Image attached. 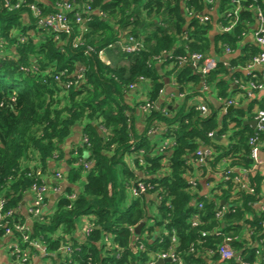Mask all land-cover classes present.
Masks as SVG:
<instances>
[{
  "label": "trees",
  "instance_id": "trees-1",
  "mask_svg": "<svg viewBox=\"0 0 264 264\" xmlns=\"http://www.w3.org/2000/svg\"><path fill=\"white\" fill-rule=\"evenodd\" d=\"M63 1L27 0L37 3L43 16L54 14L57 4ZM215 1L224 7L228 4L226 0ZM69 3L75 5V13L86 5L91 10L89 15H82L86 21L77 48L72 43L80 35L81 26L74 21V12L67 14L71 33L66 35L39 27L25 8L8 11L2 2L0 4V199L4 210L13 212L14 223H26L20 212L25 197L32 196L33 185L46 184L43 181L45 175L54 174L50 162L62 161L70 168L67 172L70 182L78 181L82 173L85 178L83 191L74 200L67 198L73 191L66 188L43 222H31V238L42 236L51 253L59 248L63 237H69L72 246L77 248L72 259L78 264H144L152 253L168 251L174 231L178 241L174 254L183 264H208L204 258L207 253L212 255L214 264L219 259L217 249L227 237L231 238L229 247L233 252L242 258L248 256V261H255V248L247 246L239 235L242 227L248 224L252 229V241L264 237L261 226L264 213L259 214L253 206L260 192L259 179L253 175L248 179L255 194L238 190L235 201L228 200L231 191L237 189L234 172L226 180L222 177V184L212 190L213 195L209 198L198 192L201 189L199 178H207V182L212 183L221 161L228 163L227 169L250 167L248 141L256 136L264 142V133H257L245 125L243 117L253 119L254 107L263 109L264 104L250 101L246 112L235 108L221 124L212 107L211 112L203 114L196 105L185 108L183 104L170 117L154 105L144 114V131L139 133L133 110L124 99L129 86L134 87L143 78L151 83L148 101L155 104L164 86L153 65L162 53L170 54L165 58L166 63L173 65L171 72L179 93L185 95L184 100L199 96L201 78L188 59L194 53L208 55L211 44L204 39L205 27L197 20L192 19L185 28L181 9L184 6L188 11L199 13L205 7V1L69 0ZM243 5L245 8L258 6L264 12V0H247ZM24 15L29 17L28 21ZM239 16L240 22L233 31L217 36L214 42L216 53L223 45L233 51L239 50V55L230 59L231 68L245 67L259 52L256 46L244 44L241 37L242 32L248 30L252 12L243 10ZM124 31L127 37L140 40L142 49L132 55L120 56L128 62L126 67H111L98 57V51L120 41ZM88 48L93 52L86 54ZM178 57L187 62L179 64ZM79 69L83 71L82 81L64 87L65 82L74 83ZM64 70L66 73L61 77ZM228 74L229 69L218 60L216 70L206 77L208 88L216 91L218 99L229 98L234 91L225 78ZM56 76H59L58 80ZM233 77L242 81L250 79L247 75L241 76L239 71ZM159 122L167 127L165 135L174 139L173 147L163 154L157 153L149 141L150 130ZM230 123L234 130L227 145L208 136L209 133L225 134ZM77 126L81 127L82 136L87 140L77 149L78 158H82L83 149L89 154L85 171L81 165L77 169L71 167L76 161L73 151L65 161L62 150ZM205 146L212 149V154L205 165L197 166L195 152ZM132 152L137 155L132 160L133 169L125 161ZM195 174L196 191L187 180ZM138 182L149 188L126 202V191ZM149 194L159 196V214L146 228L148 239L145 240L142 234L138 237L145 243V250L136 251L131 246L134 242L131 228L150 219L146 199ZM196 201L203 202L201 210L195 208L193 202ZM218 201L230 204L234 211L217 219ZM87 214H94L96 228L91 230L85 243L77 244L73 237L75 221ZM195 214L199 224L191 226L190 220ZM215 230H220L222 235H214ZM203 232L208 234L202 237ZM105 234L114 237L110 249L102 242ZM154 234L158 236L153 241ZM0 236H3L2 231Z\"/></svg>",
  "mask_w": 264,
  "mask_h": 264
},
{
  "label": "built area",
  "instance_id": "built-area-1",
  "mask_svg": "<svg viewBox=\"0 0 264 264\" xmlns=\"http://www.w3.org/2000/svg\"><path fill=\"white\" fill-rule=\"evenodd\" d=\"M91 1V0H87ZM205 1V7L207 9H211V7L217 2H213V0H204ZM247 0H229V4H227L225 7L221 4L219 5V10H216L218 18V23L216 24V30L219 35L223 34H229L233 31V29L238 25L240 22V13L245 10L248 12H252L253 17L251 19V22L247 24L248 30L245 32H242L241 37L242 39L250 38L251 42L254 46L259 48V52L256 56L252 57V60L249 64H247L245 67H238L234 68V70L245 72L247 76L250 77L247 81L242 80H234V84L236 87H238L239 94L244 96L249 101H257L259 103L264 104V12L259 8L258 6L249 5L247 8L244 7V2ZM3 3L4 8H6L8 11H14V10H21L23 8L30 11L32 17L36 20L35 23L46 30H53V32L64 33L66 35L71 33V26L70 21L68 19L67 14L69 12H74L73 18L74 21L79 24L80 27V35L77 36L72 43V46L74 48H77L80 44L81 40V34L84 31L83 23L86 21L82 17V15H89L91 13L90 7L86 5L80 12L75 13L74 7L75 5H72L69 3V1H63L61 3L57 4V11L52 15H46L43 16L41 13V10L37 6V3L33 2H27V0H0ZM230 6V7H229ZM189 15L197 20L201 25H206L210 23V17L208 15H200L199 13H196L194 11H188ZM58 39V37L56 36ZM184 40L187 39V36L183 37ZM117 44H121L119 41L116 42ZM109 45L108 47H110ZM121 51L125 55H132L137 52H139L142 49V42L138 41L136 39H133L132 37L128 36L126 39V42L121 44ZM222 52L227 57L233 56L236 51H233L231 48H229L227 45H223ZM89 52H93L90 48L87 49L86 54ZM170 55L168 53H162V56ZM161 57H157V60H161ZM98 57L105 63V58L103 51H98ZM168 57V56H167ZM178 63L185 64L187 62L186 59L178 57ZM189 65L194 70L195 73H197L200 78V89L202 91H208L209 88L206 83V77L216 70L217 67V61L214 57H211L209 55H202L199 53H194L189 56ZM82 70L79 69L75 73V81L72 82H65L64 87H71L73 85H77L80 83L83 79ZM66 73V70L60 73V76L62 77ZM56 80L59 79V76L55 77ZM143 78H140V81H143ZM134 87L129 86V89H133ZM162 90L160 91L161 94ZM184 96V95H183ZM219 104H221L225 109L227 107H234L237 102L234 98H226L224 100L218 99ZM139 108L144 113H149L153 108L154 104L150 103L149 101H146L143 103V105L139 106ZM196 108L203 114H206L209 112L207 103H197ZM165 113V112H164ZM255 122V131L257 133H264V108L263 109H257L254 113V117L252 119ZM151 130L150 132H152ZM215 133H209V137H213ZM83 138V143H87L86 138ZM248 145L250 146V153L249 157L251 159V165L250 167H229L224 171L223 178L226 180L228 178V175L232 172H237L239 174V178L234 179L235 182L237 181H244V183L240 182V185H242V189L246 190L250 194H255L254 188L249 185V178L255 174L256 168L259 163V154L261 152V149L264 147V142H260L258 137H251L248 141ZM173 146L172 144L169 146L167 143L162 144L161 147H159L156 151L157 153L163 154L166 150L171 149ZM211 148L208 146L203 147L202 149H199L195 152V163L197 166H203L205 165L206 160L210 157ZM142 153V151H141ZM75 156V154H74ZM84 169H87L88 163L83 162ZM38 175L41 176L40 171H38ZM51 177V176H50ZM48 176L43 177V181H46L47 178H50ZM52 177L55 180H62V173L55 171ZM42 176L40 177V179ZM42 180V179H41ZM188 184L191 185V187L195 188L196 181L195 178L190 180ZM149 186H147L144 183H137L131 191L135 196H138L140 194H143L147 191ZM211 193H213L216 187L210 186ZM52 190L55 193H60L59 188L57 185L48 186V185H41L36 186L33 185L31 191H32V202L30 203L28 209H27V217L30 222L37 221V222H43L44 215L41 212L42 206L44 204L45 196L47 193ZM211 195V194H210ZM204 198H209L208 194L203 195ZM70 200L75 199V195L67 196ZM235 200L234 197L230 198V200ZM195 208L197 210H201L203 208V202H194ZM219 207L217 209V212L215 214V217L217 219H220L226 212L228 211H234L231 210L230 204H224L223 202L220 203L218 201ZM256 204L259 205L258 213H264V194L258 193L256 195ZM13 212L11 210H4V203L3 200L0 199V231H2L3 236H0V241L3 242V249L6 253L7 257L10 260V264H29L31 259L34 257L41 258L45 261H52L54 264V259H52L53 256L56 255L57 257V264H61L63 261L66 262V264H78L76 261L72 259L74 252L77 250V248H74L72 245V242L68 239L69 237H63V240L59 241L60 245L59 248L55 252H50L47 250V245L44 243L42 236L31 238L30 235H32L31 227L26 225L24 222H18L14 223L12 221ZM191 226H197L199 224V218L197 214L193 215V218L190 220ZM262 228H264V221L261 222ZM90 226L86 229V236H88L91 232ZM216 236H221L222 232L220 230H215L212 232ZM208 233L203 232L201 233L202 237H205ZM250 236L252 235V231L248 233ZM109 235L110 234H106ZM108 236V238H109ZM53 240H56L54 237ZM231 242V238H225L223 243L218 247L217 253L219 255V259L222 263H228L232 262L233 264H264V237H262L258 241L259 248L254 251V255L256 257L255 261H248L242 258L237 253L233 252L231 248L229 247V243ZM178 241L175 235V232L172 231V234L170 236V247L168 248V251H157L154 255V261H157L158 259H171V262H176L177 264H183L181 259H177L175 257L174 251L177 247ZM112 243L107 244L106 248H112ZM144 242L141 240H138L136 238L133 242V246L136 251H144ZM263 252V257L261 253ZM150 264H154L155 262ZM86 264H90L89 262Z\"/></svg>",
  "mask_w": 264,
  "mask_h": 264
},
{
  "label": "crops",
  "instance_id": "crops-1",
  "mask_svg": "<svg viewBox=\"0 0 264 264\" xmlns=\"http://www.w3.org/2000/svg\"><path fill=\"white\" fill-rule=\"evenodd\" d=\"M64 1H69V0H64ZM184 1V0H183ZM220 3L219 1H217L212 7L211 9H207V7H204L203 10L201 12H199L200 15H208V17H210V23L206 24V25H202L203 27H205V34H204V39L205 40H209L211 47L209 50V56L216 58L217 60L221 61L223 63V65H225L228 69H229V74L228 76H226L225 78L227 80H229L231 86L233 87L234 91H232L233 96L232 98H234L237 102V104L233 107V109H238V110H244V112H246L247 108L249 107V103L250 101L247 100L244 96L239 94L238 91V87H236V85L234 84V80L235 78L233 77L234 73L237 72V70H234V68L230 67V59L238 56L239 55V50L236 51L234 53L233 56L227 57L226 55L223 54L222 52V48H220V50L216 53V49L215 48V40L216 37L219 36L217 30H216V24L218 23V18L216 17L217 12L216 10H219L220 8ZM182 14L185 16V28L189 25L190 22H192V17L189 15V13L187 12L186 8H184V6H182ZM144 15V14H143ZM24 19L26 21L29 20V17L24 15ZM115 27V26H114ZM120 38V43L123 44L124 42H126L127 39V34L126 32H122ZM185 37V36H183ZM184 39V38H183ZM140 41V40H139ZM244 44H251L253 45V43L251 42L250 38H246L244 39ZM121 44H117L116 42L114 44H110V47H107L106 49H101L103 51L104 54V58H105V63L108 64L111 67H116V66H124L126 67L128 65V62L126 60H121V55H124L123 52L121 51ZM219 48V45H218ZM169 54V53H168ZM167 56H162L161 60H157L154 63V68L156 70V72L161 76L162 79V83H163V90L158 98V100L155 102V108L158 110H162L163 112H166L167 115H169L170 117L174 116L175 113H177L179 111V109H181L183 107V104L186 107L191 106V105H196L197 103L201 102L203 103H207L208 109L211 112V107L213 110L217 111V117H218V121L219 124L222 123V121L225 119L226 115L228 114V112H226V109L219 104V101H217V97L216 96V91L214 89H209L208 91H202L199 93V96H194V97H189V99L187 101H185V95H181L178 91L175 79H174V75L172 74V69H173V65L171 63H166V59ZM181 65H183V63H181ZM240 72V71H239ZM241 76L246 75L245 72H240ZM200 85V83H199ZM198 85V87H199ZM150 87H151V83L148 80H143L140 81L138 83H136V85H134L133 89H127L126 94L124 96L125 99V103H127V105H129V107L132 108L133 110V117H134V124H135V128L136 130L141 133L144 131V125H145V118H144V112L139 108V106L143 105V103H145L146 101H148V95H149V91H150ZM201 87V86H200ZM199 90V89H198ZM214 91V92H213ZM213 93H215V96H213ZM231 98V97H229ZM257 106L254 107V112L257 110ZM232 111V110H231ZM230 113V112H229ZM243 121L244 123L249 122V121H253L252 118L249 117H243ZM155 127L153 128L152 132H149V141L151 143L152 147H155L156 149H158L159 147H161L162 144L167 143L169 146L172 144V146L174 145V139L170 138L168 136L165 135V130L167 129L166 125L164 123H154ZM250 126L249 124H245ZM251 127V126H250ZM252 129L254 127H251ZM234 130L232 123H230L228 125V130L225 134L218 136L216 133L215 135L212 137L214 140L223 143L224 145H227L229 143V136L232 134V131ZM151 131V130H150ZM82 133H81V127L77 126L75 127L72 135L66 140V142L63 144L62 146V150L64 152L65 155V161L68 160L70 158L69 153L70 152H74L73 153V157H75V164H72V168L77 169L79 165H81V167L84 170L83 167V162L84 163H88L87 161L89 158V154L88 152L83 149V155L82 158H78V154H77V149L79 147H82V143H83V138H82ZM75 154V156H74ZM137 155L136 153L132 152L131 154L128 155V157H125V161L128 163L129 167L131 169H133V165H132V160L136 159ZM193 163V162H191ZM228 163L221 161V163L217 164L216 167V173L214 174V179L211 181L212 183L207 182V178H199V181L201 183V189L199 190L198 194L199 195H205L208 194V196L213 195L211 193V189L209 188L211 185L214 187H217L218 185L222 184V177L224 174V171L227 169ZM49 167L51 169V173L58 171L62 174V180L58 181L55 180L52 176L50 178H47L45 183L48 186H53V185H57V187L60 190V193H55L52 190H50L47 195L45 196V200H44V204L42 206L41 212L43 213V215H48L51 213V211L53 210L56 201L58 199L59 196H61L64 193V190L68 187H70L73 191V195H75V197L83 191V186H84V178H85V173H82L81 178L78 181L75 182H70L67 176V172H69L70 168L67 167L65 162L62 161H52L49 163ZM85 171V170H84ZM197 173V171H196ZM234 179L239 178V174L235 171L234 172ZM197 176V174L194 175V177L192 176L191 178H187L188 181L194 179ZM255 176L257 179H259V183H260V192L264 194V147L263 149H261V152L259 154V163L258 166L256 168V172L253 175ZM211 178V177H210ZM240 181V180H239ZM239 181L235 182L237 183V189L231 191V197L234 196V198L237 196L236 193L237 191H246L244 189H242V185H240ZM242 183H244V181H240ZM139 183V182H138ZM136 184H134L133 186L129 187L128 191H126V196H127V201H131L133 199H135L138 196H135L133 194V192L131 191V189H133V187ZM194 191H196L195 188H193ZM192 190V191H193ZM249 193V192H247ZM211 194V195H210ZM230 197V198H231ZM230 198L228 200H230ZM147 199V203H149L148 205V217H150V219L148 221H143L144 225L143 227H145V231H143V227L140 230L139 235H136V233L134 232L135 227L131 228L132 234H133V241L138 238L140 236V234H142V237L146 240L148 239V232L146 231V228H148L149 226L152 225V220L154 217L158 216L159 212L157 210V204L159 201V196L157 194H149L146 196ZM235 201V200H234ZM32 202V196L31 194H28L22 204L21 207V214L24 216V218L26 219V225H28L30 227L31 222L29 221L28 217H27V209L30 205V203ZM223 201H221L222 203ZM194 204V202H193ZM255 211L258 210L259 205L256 204V201L253 204ZM152 217V218H151ZM152 219V220H151ZM88 226H90V230L96 228V222H95V216L94 214H87V215H83L80 216L79 218L76 219L75 221V232L73 234V237H75V243L77 244H83L86 242L87 236H86V229L88 228ZM143 231V233H142ZM250 231H252V229L250 228V226L248 224H245L242 227L241 233H240V239L242 241H244L247 246L253 245V248L258 249V241H252L251 236L248 234ZM104 235L103 237V244H105L107 246V244H111L113 242V235ZM154 239L157 238V234H154ZM151 238V237H150ZM150 240V239H149ZM145 244V243H144ZM105 246V247H106ZM133 246V244L131 245ZM113 247V245H112ZM110 249V248H109ZM145 250V249H144ZM254 250V251H255ZM156 253H152L150 255L149 260L144 263V264H150L153 263L154 261V255ZM206 256H204V258L206 259L208 264H212V255L211 254H205ZM244 259L247 260L248 256H244ZM52 259H54V264H57V257L56 255L52 257ZM156 264L157 261H154ZM52 261H45L42 260L41 258H37L34 257L33 259H31L29 264H52ZM0 264H10V260L7 257L6 253L4 252L3 249V242L0 241ZM214 264H226V263H222L220 261V259H218L217 261L214 262Z\"/></svg>",
  "mask_w": 264,
  "mask_h": 264
},
{
  "label": "water",
  "instance_id": "water-1",
  "mask_svg": "<svg viewBox=\"0 0 264 264\" xmlns=\"http://www.w3.org/2000/svg\"><path fill=\"white\" fill-rule=\"evenodd\" d=\"M198 88H200V85ZM231 110H233L232 106L226 108V112H228V113L231 112ZM244 124H249L251 127H255L254 121H249L247 123L245 122ZM143 225H144V222H141L135 227L134 232L136 233V235H139L140 230L143 227ZM169 262H171V259H158L156 264H166Z\"/></svg>",
  "mask_w": 264,
  "mask_h": 264
},
{
  "label": "rangeland",
  "instance_id": "rangeland-1",
  "mask_svg": "<svg viewBox=\"0 0 264 264\" xmlns=\"http://www.w3.org/2000/svg\"><path fill=\"white\" fill-rule=\"evenodd\" d=\"M226 2L229 4V0H226ZM215 59H216V58H215ZM216 60H217V59H216ZM213 92H214V91H213ZM213 96H215V93H213ZM232 96H233V94L230 93L228 97H231V98H232ZM215 97H217V96H215Z\"/></svg>",
  "mask_w": 264,
  "mask_h": 264
}]
</instances>
